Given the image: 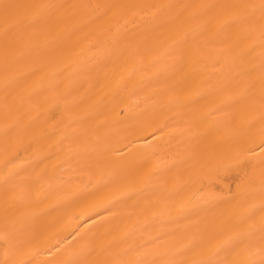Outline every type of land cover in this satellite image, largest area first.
<instances>
[{
	"label": "bare ground",
	"instance_id": "1",
	"mask_svg": "<svg viewBox=\"0 0 264 264\" xmlns=\"http://www.w3.org/2000/svg\"><path fill=\"white\" fill-rule=\"evenodd\" d=\"M264 0H0V264H264Z\"/></svg>",
	"mask_w": 264,
	"mask_h": 264
},
{
	"label": "snow or ice",
	"instance_id": "2",
	"mask_svg": "<svg viewBox=\"0 0 264 264\" xmlns=\"http://www.w3.org/2000/svg\"><path fill=\"white\" fill-rule=\"evenodd\" d=\"M259 147L261 152H264V142H262ZM261 231L264 232V221H262L261 223ZM241 243L243 242H228L225 245H222L217 255L222 256L223 259L217 260L215 264H236V262L231 260L230 257L232 253L235 252L236 249L240 246ZM70 264H72V262H70ZM76 264H79V262H76ZM207 264H212V262L209 261L207 262Z\"/></svg>",
	"mask_w": 264,
	"mask_h": 264
}]
</instances>
